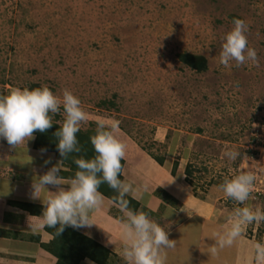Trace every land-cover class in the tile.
Wrapping results in <instances>:
<instances>
[{
  "label": "rangeland",
  "instance_id": "374dc122",
  "mask_svg": "<svg viewBox=\"0 0 264 264\" xmlns=\"http://www.w3.org/2000/svg\"><path fill=\"white\" fill-rule=\"evenodd\" d=\"M237 18L248 26L257 62L226 69L223 37ZM183 53L204 56L207 70L182 64ZM34 85L78 96L88 113L81 130L119 121L129 143L163 167L187 202H202L219 231L239 206L220 185L241 170L256 177L246 203L264 210V0H0V87ZM229 150L247 159L231 161ZM200 224L195 218L180 230L192 243L183 244L185 257L173 255L177 264L206 255L197 248ZM249 238L264 242V222L246 227L240 239ZM217 251L229 256V247Z\"/></svg>",
  "mask_w": 264,
  "mask_h": 264
},
{
  "label": "clouds",
  "instance_id": "9594fccd",
  "mask_svg": "<svg viewBox=\"0 0 264 264\" xmlns=\"http://www.w3.org/2000/svg\"><path fill=\"white\" fill-rule=\"evenodd\" d=\"M248 26L242 19L233 20V28L223 37L219 64L226 69L235 61L241 66L248 61L257 62V52L249 47L246 36ZM62 116L54 123L53 117ZM88 121V113L82 102L70 89L65 88L62 96L56 95L49 87L15 88L7 94H0V141L7 143L16 151L31 139L34 133L47 132L54 124L59 128L55 132L57 150L63 159L53 165L45 174L35 177L32 184L31 198L41 199L43 219L48 227L57 229L61 234L66 227L75 229L90 228L93 214L104 203L100 186L107 184L117 196L113 202L119 204L123 213L122 256L126 264H166L167 250L176 247V241L169 239V230L151 219L143 211L128 207V195L135 196L139 188L129 180L121 179L124 174L122 161L126 160L128 146L121 139L120 122L105 125L103 120L96 121L95 134L90 137L95 155L88 159L74 158L77 171L67 183L60 175L62 161L72 153H79L78 133ZM46 152V149H42ZM227 159H247L241 152L229 150L224 153ZM51 163V159L45 164ZM256 177L249 171L226 178L220 185L224 196L239 205L227 217L222 231L215 232L212 239L215 244L211 252L231 247L243 235L247 226L264 222V210L253 208L249 201ZM67 185L68 187H64ZM49 187L56 189L49 190ZM147 192V185L144 186ZM46 190V196L41 191ZM169 209L165 219L173 214ZM32 230L36 225H30ZM255 264H264V242L254 245Z\"/></svg>",
  "mask_w": 264,
  "mask_h": 264
},
{
  "label": "crops",
  "instance_id": "0c3cea01",
  "mask_svg": "<svg viewBox=\"0 0 264 264\" xmlns=\"http://www.w3.org/2000/svg\"><path fill=\"white\" fill-rule=\"evenodd\" d=\"M4 92L5 90L3 91L0 87V94L8 93ZM119 135L126 144L130 145H127L128 148L133 146V149L131 148L127 152L123 179L126 178L133 182L139 190L135 196H129L141 204L140 211L150 214L151 219L169 230V239L176 241V247L166 252V264H177L173 257L174 254L185 257L188 253L187 249H184V245L189 244L191 246V237L186 232L188 238L183 240L185 232H180V230L192 223L195 218H199L201 223L196 229L198 230L197 233H201L199 237L204 239L197 248H205L206 255L203 256L201 251L194 253V259H190L185 264H255V244L250 238L246 241L239 238L236 243L229 247V256L224 253L219 254L218 251L212 253L211 248L207 247H209V242L213 241L212 235L218 232L220 228L216 221L211 223L210 218L206 217L203 203L195 201L191 205L192 199H190L192 201L187 202L184 190L180 194V190L176 191L172 188L171 180L168 179L167 172L162 170L163 167L151 161L147 154L142 153V150L139 151L133 141L129 143L131 139H128L126 135L123 133H119ZM35 140L36 135L34 134V139L29 140L27 145L25 143L17 151L6 140L0 141V264H55L57 261L56 256L46 247L52 242L54 235L46 228L47 225L42 216L44 207L42 200L39 198L33 200L31 191L35 177L45 174L60 161L55 153L51 151L42 152L36 149ZM137 152L140 153L138 158L133 159L129 156ZM49 158L51 163L45 164ZM61 166L62 171H68V168L63 164ZM63 179L65 183L71 180ZM145 184L147 185V192L144 191L143 186ZM64 187L68 186L64 185ZM49 190L55 191L56 189L49 187ZM159 190H162L163 194L164 192L169 194V196L164 194L167 198L163 199L157 194ZM47 194L46 190L41 191L42 197ZM177 200L184 202L183 208H177L176 205H179ZM25 204L42 207V210L39 213H32L24 207ZM169 209L174 212L165 219V213ZM117 217L123 219L119 205L104 196L103 206L92 216V222L95 225L76 230L112 251L119 261L118 264H126L122 256L123 220ZM30 225L37 227L32 230ZM178 231L179 238L175 237ZM208 240L210 241L208 242ZM229 257H231L230 261H228ZM181 261L184 263V260ZM80 264L97 263L85 259Z\"/></svg>",
  "mask_w": 264,
  "mask_h": 264
},
{
  "label": "trees",
  "instance_id": "16d2710c",
  "mask_svg": "<svg viewBox=\"0 0 264 264\" xmlns=\"http://www.w3.org/2000/svg\"><path fill=\"white\" fill-rule=\"evenodd\" d=\"M178 58L182 64L191 67L198 72L207 70V59L204 56L183 53L179 54ZM33 87L38 88L37 85H34ZM102 104L107 105L108 101H103ZM55 122L56 121H54V123ZM58 128L59 125L54 124L50 129L47 130V132H35V148L39 150L46 149V151H51L55 153L57 159L61 161L63 157H61L59 151L57 150V141L55 138V132L58 130ZM95 131V128H91L88 130H81L77 134L81 151L79 153L70 154L65 160L62 161L63 166L68 168V171H61L60 175L63 178H73L75 172L78 170L74 163V158L84 157L90 159L95 155L94 149L90 142V137L95 134ZM154 157L160 164H164L163 158H159L157 156ZM122 165L124 168L125 160L122 161ZM178 167L179 162L176 161L172 170L173 175L177 174ZM186 173L188 177L193 174L191 166L187 167ZM121 179H123V176ZM99 190L104 196L111 199L112 201L114 200V197L117 196V193H115L114 190H112L106 183L102 184ZM161 191L159 190L157 194L163 199H166V196L169 195L164 192L166 195L164 196L163 191ZM125 199L128 200V207L130 209L140 211L141 204L138 201L129 195L125 197ZM116 204H118V202ZM24 207L32 213H39L42 210V207H33L31 204H25ZM118 219L123 220L120 217ZM46 228L54 235V239L46 247L53 255L56 256L57 261L55 264H80V262L84 261L85 259H90L97 264H118L119 262L112 251L74 228L66 227L61 234H58L57 229L55 228L48 226H46Z\"/></svg>",
  "mask_w": 264,
  "mask_h": 264
}]
</instances>
